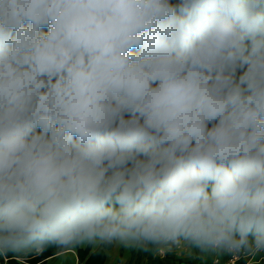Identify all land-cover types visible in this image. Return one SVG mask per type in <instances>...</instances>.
Here are the masks:
<instances>
[{
  "label": "clouds",
  "instance_id": "9594fccd",
  "mask_svg": "<svg viewBox=\"0 0 264 264\" xmlns=\"http://www.w3.org/2000/svg\"><path fill=\"white\" fill-rule=\"evenodd\" d=\"M93 240L264 264V0H0V250Z\"/></svg>",
  "mask_w": 264,
  "mask_h": 264
},
{
  "label": "rangeland",
  "instance_id": "374dc122",
  "mask_svg": "<svg viewBox=\"0 0 264 264\" xmlns=\"http://www.w3.org/2000/svg\"><path fill=\"white\" fill-rule=\"evenodd\" d=\"M239 74H242V70L238 71V75ZM104 242H111L112 244L111 248L107 250V260L105 264H147V258L140 255V248L135 244L129 245L126 242L117 240H93L80 242V245L84 247L88 243H91L92 248L95 249ZM131 246H135L139 252L135 261L131 259ZM159 254L163 258L164 264H213V257H215L213 250H206L189 242H184L183 247L172 245L165 249L160 248ZM221 259L224 260V256L221 255ZM256 259H259V257L257 256ZM252 260L253 257L244 252L243 257L237 264H249ZM46 264H78L76 247L74 245L69 246L58 255L49 258Z\"/></svg>",
  "mask_w": 264,
  "mask_h": 264
},
{
  "label": "trees",
  "instance_id": "16d2710c",
  "mask_svg": "<svg viewBox=\"0 0 264 264\" xmlns=\"http://www.w3.org/2000/svg\"><path fill=\"white\" fill-rule=\"evenodd\" d=\"M175 2V0H174ZM46 30V29H45ZM77 251L78 264H105L107 260V250L111 248V242H104L95 249L91 243L81 246L80 243L74 245ZM140 255L147 258V264H164V260L159 254L161 246L147 243L138 245ZM68 248V247H67ZM66 247L54 243L46 244L42 250L35 246L22 247L19 249L0 250V263L2 264H46V261L58 255ZM139 252L135 246H131V259L135 261ZM5 258H8L5 261Z\"/></svg>",
  "mask_w": 264,
  "mask_h": 264
},
{
  "label": "built area",
  "instance_id": "2783aa9c",
  "mask_svg": "<svg viewBox=\"0 0 264 264\" xmlns=\"http://www.w3.org/2000/svg\"><path fill=\"white\" fill-rule=\"evenodd\" d=\"M243 71V70H242ZM225 254V259H221V256H215L214 258V264H237L238 261L243 257L244 251H241L240 253H230L227 251H223ZM8 258H5V261H7Z\"/></svg>",
  "mask_w": 264,
  "mask_h": 264
},
{
  "label": "crops",
  "instance_id": "0c3cea01",
  "mask_svg": "<svg viewBox=\"0 0 264 264\" xmlns=\"http://www.w3.org/2000/svg\"><path fill=\"white\" fill-rule=\"evenodd\" d=\"M214 253H215V256H224L225 257V254H224V252L223 251H219V252H217V251H214ZM215 257H213V259H214ZM213 264H214V260H213Z\"/></svg>",
  "mask_w": 264,
  "mask_h": 264
}]
</instances>
